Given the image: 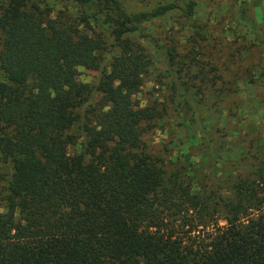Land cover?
I'll return each instance as SVG.
<instances>
[{
	"label": "trees",
	"instance_id": "16d2710c",
	"mask_svg": "<svg viewBox=\"0 0 264 264\" xmlns=\"http://www.w3.org/2000/svg\"><path fill=\"white\" fill-rule=\"evenodd\" d=\"M58 1L79 17L32 0H8L0 13V152L12 166L0 175V264H264V163L222 205L147 156L153 109L127 110L151 66L131 36L174 11L192 19L197 2L131 14L121 0ZM80 67L103 73L96 88L77 82ZM172 71L188 97L182 70ZM95 91L108 110L93 112L81 153L68 155L77 110Z\"/></svg>",
	"mask_w": 264,
	"mask_h": 264
},
{
	"label": "rangeland",
	"instance_id": "374dc122",
	"mask_svg": "<svg viewBox=\"0 0 264 264\" xmlns=\"http://www.w3.org/2000/svg\"><path fill=\"white\" fill-rule=\"evenodd\" d=\"M121 1L131 14L171 2L182 6L197 2L192 19L174 11L131 36L146 49L151 66L127 110L153 109V119L142 124L147 156L167 176L191 174L196 192L223 205L233 186L264 163V0ZM7 2L0 0V13ZM32 4L53 16L61 11L80 15L75 7L58 0H32ZM0 38L1 52V33ZM112 43L102 52L105 74L116 53ZM169 50L174 53V70H182L181 83L188 97L174 90L175 73L165 55ZM102 76L101 71L80 67L77 82L96 88ZM108 107L95 91L77 110L79 120L70 130L76 143L66 148L68 155L81 153L82 126L90 122L94 111L105 112ZM1 158L0 152V175L9 176L12 166Z\"/></svg>",
	"mask_w": 264,
	"mask_h": 264
}]
</instances>
